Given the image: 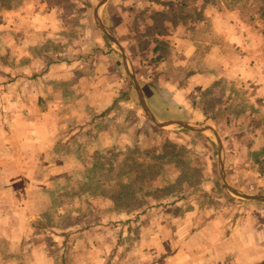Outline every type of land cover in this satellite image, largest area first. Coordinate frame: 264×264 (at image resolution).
Here are the masks:
<instances>
[{"label": "rangeland", "instance_id": "rangeland-1", "mask_svg": "<svg viewBox=\"0 0 264 264\" xmlns=\"http://www.w3.org/2000/svg\"><path fill=\"white\" fill-rule=\"evenodd\" d=\"M99 1L0 0V264H264V203L225 190L209 132L150 122ZM101 16L141 86L169 84L185 122L218 132L229 184L264 195V0H114ZM39 57L66 79L36 86Z\"/></svg>", "mask_w": 264, "mask_h": 264}, {"label": "water", "instance_id": "water-1", "mask_svg": "<svg viewBox=\"0 0 264 264\" xmlns=\"http://www.w3.org/2000/svg\"><path fill=\"white\" fill-rule=\"evenodd\" d=\"M110 1L112 0H100L94 6L93 12H92L93 21L97 29L116 47L120 55V58H121L123 72L126 75L129 83L131 84L143 112L147 115L150 122L159 128L172 126L175 128H180V129L187 130V131L194 132V133L209 132L211 136L213 137L215 146L217 148V168H218V173H219L221 182L225 190L231 196L237 199L264 203V195L247 193L239 189H235L229 184L226 174H225V169H224V151H223L222 141L218 135V132L211 125L206 124L202 127H198V126H194L188 122L181 121V120H171V119L158 120L153 115V113L151 112V110L149 109L145 101L142 89L138 81L136 80V77L134 75V72H133L130 60L126 54V51L121 46L117 38L112 34V32L102 22V19L100 17V11L102 7Z\"/></svg>", "mask_w": 264, "mask_h": 264}, {"label": "crops", "instance_id": "crops-1", "mask_svg": "<svg viewBox=\"0 0 264 264\" xmlns=\"http://www.w3.org/2000/svg\"><path fill=\"white\" fill-rule=\"evenodd\" d=\"M112 1H114V0H112ZM112 1H110V2H112ZM110 2H108L107 4H109ZM106 4V5H107ZM106 5H104L103 7H102V9H103V11H104V9H105V6ZM101 9V10H102ZM55 12H57V11H50L49 12V14L48 13H43L42 14V12H41V14L40 15H36V17L38 18V16H42V17H44L45 19H43V20H45V22H42L41 24H38V23H36V24H33V29H34V33H35V35H36V37L37 38H40V39H38V42H39V44H41L42 43V41H44L46 38H44L45 36H50V35H53L52 33V30H53V25L52 24H54L55 22V17H57V15L59 14H55ZM92 12H93V10H92ZM51 17H52V19H51ZM54 17V18H53ZM100 17H101V19H102V22H103V16H101V11H100ZM48 18H50V19H48ZM92 20H93V17H92ZM51 23V25L49 26L48 25V23ZM94 22V21H93ZM104 23V22H103ZM49 26V27H48ZM107 27V26H106ZM48 32H49V34H48ZM102 34V33H101ZM103 35V34H102ZM104 36V35H103ZM52 37V36H51ZM24 41L26 42L27 41V37H25V39H24ZM119 41V40H118ZM180 42L181 43H184L185 45L186 44H189V41H187V39H181L180 40ZM120 43V42H119ZM121 44V43H120ZM121 46L123 47V45L121 44ZM124 48V47H123ZM124 50H125V48H124ZM119 59H120V64H121V67H122V63H121V58H120V55H119ZM46 61V62H45ZM36 62H38V63H40L38 66H39V68L37 69L36 68V72L40 75V80L38 79V85H36V86H38V87H40V88H43V86L45 85V84H43V83H45L44 81H41L42 79L44 80H46V81H48L49 79H55V80H64V79H66V78H64V73L62 72L65 68H69L70 66L69 65H63V63H61V64H57V63H53V62H51L50 60H47V59H43V57H39L38 59H36ZM123 69V68H122ZM58 73V74H57ZM63 73V75H61ZM66 73H68V72H66ZM134 75H135V72H134ZM135 77H136V75H135ZM136 80L138 81V79H137V77H136ZM138 83H139V85H140V87H141V89H142V92H143V95H144V98H145V101H146V103H147V105H148V107H149V109L151 110V112L153 113V115L155 116V114H154V110H153V108L151 107V105L148 103V101H147V99H146V94L148 95V98L149 97H151V96H153V94L154 93H158V92H155V91H153L152 89L151 90H149L147 87H145L144 85L143 86H141V84H140V82L138 81ZM148 83V85L149 86H156V87H158V89H160V91L159 92H162L165 96H166V101L168 102V104H170V105H173V106H177V107H180L182 110H184V111H186L187 113H189L190 115H191V117H192V109L190 108L189 109V107L186 105V103H184L183 101H180V100H178V97H180V95L179 94H177V93H175L173 90H175V89H173L172 87H171V89H170V85L169 84H155V83H151V82H147ZM146 83V84H147ZM161 89L163 90V91H161ZM154 95H158V94H154ZM156 117V116H155ZM157 118V117H156ZM157 119H159V118H157ZM164 119H171V120H178V119H173V118H162L161 120H164ZM160 120V119H159Z\"/></svg>", "mask_w": 264, "mask_h": 264}, {"label": "trees", "instance_id": "trees-1", "mask_svg": "<svg viewBox=\"0 0 264 264\" xmlns=\"http://www.w3.org/2000/svg\"><path fill=\"white\" fill-rule=\"evenodd\" d=\"M181 7H184L183 5ZM157 15H163V12H154ZM152 90L158 93V95H154L148 98V95L146 94V99L148 103L151 105L153 108V112L155 116L159 119L162 118H173V119H178V120H184V121H189L191 118V115L187 113L186 111L182 110L180 107L173 106L168 104L166 101V96L162 93L159 92L160 89L156 86H151ZM161 91H163L161 89Z\"/></svg>", "mask_w": 264, "mask_h": 264}]
</instances>
